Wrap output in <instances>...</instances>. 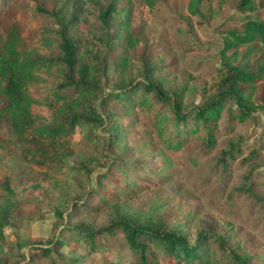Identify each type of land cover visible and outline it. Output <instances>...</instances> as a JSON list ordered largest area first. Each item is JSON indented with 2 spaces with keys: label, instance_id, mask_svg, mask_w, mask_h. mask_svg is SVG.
<instances>
[{
  "label": "trees",
  "instance_id": "16d2710c",
  "mask_svg": "<svg viewBox=\"0 0 264 264\" xmlns=\"http://www.w3.org/2000/svg\"><path fill=\"white\" fill-rule=\"evenodd\" d=\"M235 1L242 29L224 32L220 66L212 78L211 90H205L199 105L188 106L183 101V92L170 94L164 86L149 80L111 91L101 97L102 105L114 102L127 114L138 111L150 125L159 146L169 153L183 150L191 137L211 152L223 115L232 122L244 123L257 112L264 114V17L261 14L264 0ZM157 3L158 0H50L32 10L34 17L43 19L38 26L40 48L22 47L16 25L7 28L4 37L0 33V134L7 126L13 136L11 140H0V150L20 144L17 151L23 162L62 166L72 158L70 144L78 130L81 142L98 147L97 158L105 157V150L116 142L115 135L120 131V122L105 119L93 102L99 90V77L106 71V56H99L92 45L78 50L69 31L77 25L83 5L96 7L98 23L107 38V51L111 52L116 41L124 37L128 49L136 53L132 60L121 58V65L131 60L148 79L152 68L147 57L152 46L144 33ZM202 4L203 0H187L188 15L202 17ZM110 31L114 34L110 35ZM105 126L107 138L97 133ZM232 149L234 145L229 146L223 157L232 153ZM80 161L79 167L72 168L80 177L73 204L69 209L68 202L59 204L54 212L52 236L36 241L34 254L26 263L34 264L38 253L48 264H56L53 252L64 245L67 233L85 252L73 258L61 256L63 264H83L91 255L103 254V235L122 236L131 256L128 264H221L225 258L232 264H248L246 256L226 250L223 236L201 233L191 241L185 234L155 223L154 211L142 215L131 211L127 201L159 187L156 178L123 184L114 197L122 193L126 202L115 204L113 199L101 194V181L94 184L87 163L84 159ZM169 172L166 163L161 173ZM96 185L100 188H94ZM16 200L9 179L4 178L0 182V264H9L1 257L3 229L12 220ZM104 208H109L110 214L107 223L99 228L90 224L73 225L63 217L67 209V218L75 219ZM215 247L224 254L218 257ZM104 262L126 264L122 260Z\"/></svg>",
  "mask_w": 264,
  "mask_h": 264
},
{
  "label": "rangeland",
  "instance_id": "374dc122",
  "mask_svg": "<svg viewBox=\"0 0 264 264\" xmlns=\"http://www.w3.org/2000/svg\"><path fill=\"white\" fill-rule=\"evenodd\" d=\"M48 1L0 0V33L4 37L5 30L16 25L22 47L40 48L38 26L43 19L34 17L32 10ZM83 6L69 37L78 50L92 45L99 56H106V71L99 77V90L93 102L105 119L120 122V131L115 135L116 142L105 150V157L97 158L98 147L81 142L76 130L70 144L72 158L62 166L23 162L17 151L20 144L0 150V182L8 178L17 199L12 220L3 229L1 257L9 264H28L36 241L52 236L55 210L60 203L67 202L69 209L77 196L75 187L80 177L72 168L79 167L84 159L93 183L100 180L101 194L115 204L126 202L122 193L114 197L123 184L152 176L151 180L156 178L160 186L128 200L131 211L140 215L154 211L155 223L181 232L191 241L201 233L223 236L228 252L246 256L248 264H264L263 113H255L244 123L232 122L223 115L211 152L191 137L183 150L169 153L159 146L150 125L138 111L127 114L114 102L108 106L101 103V97L111 91L149 80L164 86L170 94L183 92L186 105H199L205 90H211L212 78L220 66L224 32L242 29L236 1L203 0L202 17L198 18L188 15L187 0H158L144 33L152 46L147 57L152 68L148 79L131 62L136 52L128 49L124 37L116 41L111 52L107 51V38L97 20L98 9L89 4ZM261 14L264 17V11ZM123 57L131 59L125 66L121 65ZM97 133L107 138L108 129L99 128ZM11 139L13 136L4 126L0 140ZM230 145H234L232 153L223 157ZM166 163L170 172L161 173ZM155 172L158 176H154ZM101 175L104 177L97 178ZM67 211L65 221L98 228L107 223L110 214L109 208H104L96 214L68 219ZM101 242L105 252L91 255L83 264H105V259L128 264L131 256L121 235H103ZM63 244L53 252L56 264H63L61 256L73 258L85 252L67 233ZM215 250L218 257L224 254L218 247ZM36 256L34 264L49 263L43 255ZM221 264L232 263L225 258Z\"/></svg>",
  "mask_w": 264,
  "mask_h": 264
}]
</instances>
